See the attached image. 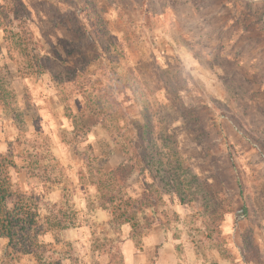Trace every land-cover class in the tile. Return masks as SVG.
<instances>
[{
	"label": "rangeland",
	"instance_id": "rangeland-1",
	"mask_svg": "<svg viewBox=\"0 0 264 264\" xmlns=\"http://www.w3.org/2000/svg\"><path fill=\"white\" fill-rule=\"evenodd\" d=\"M0 169L36 214L0 264L264 260V0H0Z\"/></svg>",
	"mask_w": 264,
	"mask_h": 264
},
{
	"label": "trees",
	"instance_id": "trees-1",
	"mask_svg": "<svg viewBox=\"0 0 264 264\" xmlns=\"http://www.w3.org/2000/svg\"><path fill=\"white\" fill-rule=\"evenodd\" d=\"M20 6L25 7L22 3ZM96 123L97 121H94L88 125L92 127ZM128 126L131 139L128 138L127 140L133 146V152L126 150L123 145L125 161L106 173L109 179L116 181L119 185H125L128 182L139 162L146 161V159L153 160L149 153L150 144L146 127L137 122H132ZM83 127L85 128V126ZM139 137L140 140L143 137L146 143L139 144ZM142 150L145 152V156L141 155ZM148 161L150 162V160ZM12 167L15 165L12 164ZM4 174L0 169V238L7 239L8 247L13 251H18L19 248L26 246L25 244L29 240L27 235L36 226V214L29 212L27 208H18L17 205L12 204L13 193L11 192L10 179L8 175ZM127 201L125 204L130 205L131 198ZM242 258L245 264H264L260 249L253 237L243 240Z\"/></svg>",
	"mask_w": 264,
	"mask_h": 264
},
{
	"label": "crops",
	"instance_id": "crops-1",
	"mask_svg": "<svg viewBox=\"0 0 264 264\" xmlns=\"http://www.w3.org/2000/svg\"><path fill=\"white\" fill-rule=\"evenodd\" d=\"M187 251V249H185ZM194 255V254H193ZM125 264H145L144 254L134 247L127 246L124 248ZM196 256L190 252L182 258L175 249V245L170 239H166L157 251V257L151 264H197Z\"/></svg>",
	"mask_w": 264,
	"mask_h": 264
}]
</instances>
